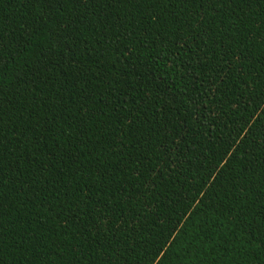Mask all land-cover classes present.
Masks as SVG:
<instances>
[{"label": "trees", "instance_id": "trees-1", "mask_svg": "<svg viewBox=\"0 0 264 264\" xmlns=\"http://www.w3.org/2000/svg\"><path fill=\"white\" fill-rule=\"evenodd\" d=\"M0 264H264V0H0Z\"/></svg>", "mask_w": 264, "mask_h": 264}]
</instances>
